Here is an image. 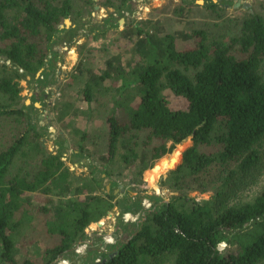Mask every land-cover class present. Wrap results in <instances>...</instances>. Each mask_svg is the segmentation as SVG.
I'll return each instance as SVG.
<instances>
[{"label": "trees", "instance_id": "16d2710c", "mask_svg": "<svg viewBox=\"0 0 264 264\" xmlns=\"http://www.w3.org/2000/svg\"><path fill=\"white\" fill-rule=\"evenodd\" d=\"M86 2L94 7V0ZM179 2L183 4L176 12L182 13L188 12L194 0ZM105 4L116 11L102 22L103 27L102 23L90 27L94 38L116 30L119 17L134 8V0H105ZM207 4L224 7L212 0ZM74 9V0H0V61L7 56L0 62V94L5 96L0 101V115H12L17 127L0 149V264H56L63 258H69L71 264H149L164 255L172 256L173 264H264V186L253 199L232 203L190 195L191 191L217 188V199H229L228 190L261 159L264 17L242 9L234 16L240 24L236 37L212 36L199 28L190 33L193 41L181 48L176 46L180 31L175 35L165 32L160 43L164 56L152 61L143 52L146 62L118 75L122 83L116 87L113 111L107 116V149L99 155L102 162H92L84 143L88 130L75 142L67 160L62 158L65 140H57L55 153L49 150L45 141L56 120L41 123L40 109L34 105L44 99L47 74L53 72L58 59L54 45H72L79 34L75 32L79 25L61 28ZM125 24L130 32L142 33L145 42L141 47L154 48L152 34L134 21ZM83 64H78L79 71L71 79L83 81V108L93 114L95 88L111 75L89 74L83 79ZM41 68L44 73L37 76ZM27 78L35 88L34 95L30 104L22 102L19 107L23 101L20 80ZM128 90L131 93L126 95ZM167 90L181 106L171 104ZM77 98L78 93L66 99L61 96L53 104L52 111L71 115L59 119L65 128L72 127L75 107L82 106ZM188 137L192 142L182 151L178 164L179 149L156 165ZM141 144L139 152L136 146ZM17 155L26 158L27 169L23 172L18 167L11 173ZM85 159L89 161L85 163ZM117 159L121 165L115 173L110 166ZM174 164L159 183L173 192L167 200L134 185L146 169L154 167L146 174L151 179L164 165ZM31 165L35 169L28 168ZM84 165L89 169L79 170ZM122 168L132 171L127 182L118 178ZM117 188L124 191L115 193ZM113 208L117 209L115 240L77 253L75 245L91 239L87 228ZM128 213L136 215V221H125ZM18 230L24 231L25 241L17 238ZM95 234V240L102 239L98 230Z\"/></svg>", "mask_w": 264, "mask_h": 264}, {"label": "rangeland", "instance_id": "374dc122", "mask_svg": "<svg viewBox=\"0 0 264 264\" xmlns=\"http://www.w3.org/2000/svg\"><path fill=\"white\" fill-rule=\"evenodd\" d=\"M117 2L118 0H112ZM167 0H134V8L131 13L126 12L123 17H119V26L116 30L109 31L106 35L97 34L94 38V32H90V27L96 25V23L101 24L107 18L110 13L116 11L112 6H107L105 0H94V7H92L86 0H74V13L72 17H69L71 24L69 27H79L75 28V32L79 33L78 36L73 40L72 45L65 43H57L54 45V50L58 51V59L55 62V67L53 72L48 73L49 81L45 86L44 92L48 91V97L44 98L40 103L41 107L40 114L43 117H40L41 123H46L55 121V124H51L50 133L46 139V146L52 152H56L59 148L57 140H65V145L67 147L66 152L63 154L62 158L67 160V157L71 154V151L74 150L75 142L84 134L85 130H88L87 137L85 138V145L87 150L91 153V160L102 162L99 160V155L106 152L108 144V135L109 128L107 124V116L113 111V100L117 95L116 87L122 83V80L118 76L120 72H127L137 63H144L147 60L143 59L141 54L144 52L149 55L150 59L153 61L155 58L162 57L164 54L160 53V43L163 39L165 32L171 34H177V31H180L181 34L176 35V46L181 48L185 47L189 42H192L190 38V33L199 28L207 29L210 34L213 36L215 34L224 33L227 39L231 37H236L240 32V24L234 19L235 14L242 13V9L249 10L251 12L258 13L264 17V0H231L229 2H224V0H212L214 3H220L224 7L219 6H208V2L211 0H194L193 3H190L189 10L183 11L182 13H177L176 9L180 4L179 0H172L168 7L162 9L164 3ZM186 5V4H185ZM98 7V8H97ZM117 15V12L114 14ZM139 24L140 27L152 34V41L154 48L151 50H146L144 47H141V42H143L142 33H132L128 30V24H125V21ZM104 23H102V26ZM66 27V23L61 25V28ZM127 31L126 34H122ZM90 32V33H89ZM92 35V36H91ZM70 37H67V41ZM71 40V39H70ZM145 42V41H144ZM185 43V44H184ZM81 44H84V47H80ZM148 57V58H149ZM3 59L0 62L5 61ZM83 61L84 64L81 68L84 69L82 78L88 77L89 74L92 75H101L105 72L111 75L105 83H101L98 87L95 88L93 105L92 107L95 110V113L89 114L87 110L83 107L86 106L84 103L83 93L80 91L82 82L79 78L72 80L71 77L74 74H77L80 67L78 64ZM10 64L9 61H7ZM9 70V69H8ZM12 70V69H10ZM88 70V71H86ZM44 69L41 68L37 72L39 76ZM20 85L22 86L21 96L23 101L17 104L18 106L25 102L26 99H31V96L34 95V89L31 88L32 83L27 79L20 80ZM31 86V87H30ZM110 86L111 91L108 90ZM38 92H41L39 88H36ZM78 93V104L75 107L76 115L73 116V125L72 127H64L61 120L62 117H71L67 112H57L52 111L53 104L56 101H59L61 96L64 99L67 96L77 97ZM131 93L130 90L127 91L126 95ZM168 97L171 104L174 107L181 106L178 102L174 93L170 90H167ZM5 97L0 94V101H3ZM76 100V101H77ZM51 101V102H50ZM39 102V101H38ZM16 104V103H15ZM85 104V105H84ZM36 106V105H35ZM82 107V108H81ZM64 110V109H63ZM68 114V115H67ZM14 117L12 115L1 114L0 115V149L8 143L14 132L17 130L16 124H14ZM66 124V123H65ZM133 140V139H132ZM132 142V141H131ZM142 142V141H141ZM192 140L190 137L183 140L179 143L173 152L164 155L162 158L156 161L159 163L163 158L171 156L176 150H180V159L176 163L178 164L182 157V151L191 144ZM132 144V143H131ZM123 148L122 146H120ZM124 149V148H123ZM204 149L209 150L210 148L204 147ZM137 151L142 150V144L136 146ZM101 156V155H100ZM33 158V157H32ZM22 160H24L25 167H21ZM15 164L11 173L18 171V167L24 172L27 169V160L22 158L20 155H17L15 158ZM85 163L89 159L83 160ZM33 162H38L35 159ZM176 164L171 167L164 165L162 169L153 174V177L149 179L148 176L150 170L153 168H148L143 172L142 177H139L138 182L134 185L137 188H145L148 193H156L162 195L167 200L173 192L170 191L167 187H162L160 183V178L163 175H166L169 170L174 168ZM121 165V160L117 159L116 163L110 166L111 170L116 173V168ZM155 165V166H156ZM77 165H72V168ZM121 167V166H120ZM30 169H35L34 165L28 167ZM88 166L84 165L79 170L86 171ZM122 174H119V179L123 182L129 181L132 177V171L130 169L122 168ZM106 186L109 185V180L105 179ZM264 186V146L261 159L259 163L248 172V174L235 184L234 188L228 190L229 199L222 198L217 199L218 190L210 189L205 192L201 191H191L190 195L196 197L199 200L204 199H213L216 201L234 202V201H247L253 199ZM110 189V188H109ZM124 189V188H117ZM121 191V190H120ZM118 191L117 193H119ZM135 193V191H132ZM146 206L150 205V202L145 199ZM117 214V209L111 215L104 219L100 220L103 222V225L99 226L97 223L91 224L88 228V234L91 239H86L85 241H79L75 245V250L77 253H84L89 246H100L104 247L107 243H111L115 240L113 232L115 216ZM125 221H136L137 216L130 213L125 214ZM25 229V228H24ZM98 230V235L102 234V239L95 240V232ZM17 238L22 241H25L23 236L25 235L24 231H17ZM225 244L222 243L221 246ZM18 247L19 244H18ZM17 247V248H18ZM26 246H21V248L26 249ZM33 247V246H31ZM34 248V247H33ZM22 249V251H23ZM35 249V248H34ZM31 250H29L30 252ZM31 253V252H30ZM30 256V255H29ZM24 257H27L25 255ZM33 258V256H32ZM56 264H71L69 258L58 259L55 261ZM149 264H173L172 256L164 255L159 256L154 260H151Z\"/></svg>", "mask_w": 264, "mask_h": 264}, {"label": "water", "instance_id": "95a60500", "mask_svg": "<svg viewBox=\"0 0 264 264\" xmlns=\"http://www.w3.org/2000/svg\"><path fill=\"white\" fill-rule=\"evenodd\" d=\"M97 8H98V7H97ZM65 23H66V27H69V25L71 24L70 19H69V18H66V19H65ZM3 57H4V59H7V56H3ZM25 103H26V104H30V103H31V99H29V98L26 99ZM34 105H36V107H38V108L41 107V103L38 102V101H35V102H34ZM21 106H22V104L19 105V107H21ZM39 117H43V115H42V114H39ZM106 188H107V190H109L110 186L107 185ZM120 190H121V191H124V189H115V193H117V192L120 191ZM115 210H116V208H113V209L109 212V216H110V217H111V215L115 212ZM97 225L101 226V225H103V222L98 221V222H97Z\"/></svg>", "mask_w": 264, "mask_h": 264}, {"label": "flooded vegetation", "instance_id": "af4514ba", "mask_svg": "<svg viewBox=\"0 0 264 264\" xmlns=\"http://www.w3.org/2000/svg\"><path fill=\"white\" fill-rule=\"evenodd\" d=\"M47 68V67H46ZM49 68H47V70H48ZM49 85H51V82L49 81ZM44 94H45V96H44V98H46V97H48V91H45L44 92ZM43 99H41V100H39V102H41ZM35 102V101H34ZM51 102V101H50Z\"/></svg>", "mask_w": 264, "mask_h": 264}]
</instances>
